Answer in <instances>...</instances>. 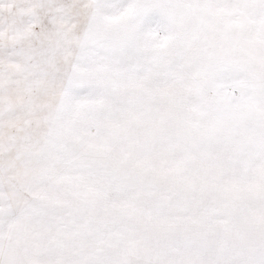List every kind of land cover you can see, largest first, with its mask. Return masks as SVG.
Segmentation results:
<instances>
[{
  "label": "snow or ice",
  "instance_id": "snow-or-ice-1",
  "mask_svg": "<svg viewBox=\"0 0 264 264\" xmlns=\"http://www.w3.org/2000/svg\"><path fill=\"white\" fill-rule=\"evenodd\" d=\"M0 264H264V0H0Z\"/></svg>",
  "mask_w": 264,
  "mask_h": 264
}]
</instances>
